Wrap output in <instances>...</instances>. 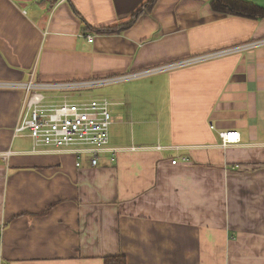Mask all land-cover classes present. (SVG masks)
<instances>
[{
	"label": "crops",
	"instance_id": "0c3cea01",
	"mask_svg": "<svg viewBox=\"0 0 264 264\" xmlns=\"http://www.w3.org/2000/svg\"><path fill=\"white\" fill-rule=\"evenodd\" d=\"M144 1L0 0V264H264V45L142 73L264 38V19L158 0L96 31ZM104 79L86 90L114 86L97 98L116 151L95 166L14 136L13 84ZM227 130L240 141L222 147Z\"/></svg>",
	"mask_w": 264,
	"mask_h": 264
},
{
	"label": "built area",
	"instance_id": "2783aa9c",
	"mask_svg": "<svg viewBox=\"0 0 264 264\" xmlns=\"http://www.w3.org/2000/svg\"><path fill=\"white\" fill-rule=\"evenodd\" d=\"M92 40V36H88V41L91 42ZM257 45H264V38L192 56L142 73H153L187 64H195L210 58L238 53ZM138 74L129 76L133 77ZM121 78L125 77L122 76ZM106 81L108 80L40 83L30 80L25 83L13 84L12 86L20 88L24 92L18 120L13 130L14 136L29 137L32 143L31 151L34 153H70L76 158L88 156L91 165L95 166L101 153L108 150L116 151L108 147L109 127L113 119L108 100L86 98L83 92ZM50 90L53 92L45 93ZM219 139L220 146L228 147L237 144L240 141V135L236 130H227L219 133ZM11 153L10 150L0 152V160L7 162Z\"/></svg>",
	"mask_w": 264,
	"mask_h": 264
},
{
	"label": "trees",
	"instance_id": "16d2710c",
	"mask_svg": "<svg viewBox=\"0 0 264 264\" xmlns=\"http://www.w3.org/2000/svg\"><path fill=\"white\" fill-rule=\"evenodd\" d=\"M47 1L50 5H54L59 0ZM157 1L158 0H145L124 23L96 28V31L102 34L120 33L135 23L142 13L151 11ZM210 2L211 7L214 10L222 13L238 15L252 19H264V10L261 7L243 0H212ZM103 264H126V260L123 255H110L103 258Z\"/></svg>",
	"mask_w": 264,
	"mask_h": 264
},
{
	"label": "rangeland",
	"instance_id": "374dc122",
	"mask_svg": "<svg viewBox=\"0 0 264 264\" xmlns=\"http://www.w3.org/2000/svg\"><path fill=\"white\" fill-rule=\"evenodd\" d=\"M113 87H114L113 85H108L107 84L105 86H101V87H98V88L96 87V88H94L92 90H85L83 92V94L86 95V98H91V97H96V98L97 97H104V96H106L109 93V91L111 89H113ZM56 93H60V92H56ZM67 93H72V92H67ZM114 126L115 125H113V126L110 127V133H112V130H113Z\"/></svg>",
	"mask_w": 264,
	"mask_h": 264
}]
</instances>
